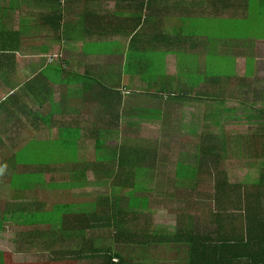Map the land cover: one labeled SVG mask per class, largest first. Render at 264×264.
I'll list each match as a JSON object with an SVG mask.
<instances>
[{"label": "crops", "instance_id": "crops-1", "mask_svg": "<svg viewBox=\"0 0 264 264\" xmlns=\"http://www.w3.org/2000/svg\"><path fill=\"white\" fill-rule=\"evenodd\" d=\"M234 3L232 10L249 9L245 0ZM228 6V0H0V203L14 207L31 201L37 188L47 186L48 177L52 180L46 165L34 168L16 159L28 148L59 143L62 153L67 151L78 163L71 172L85 175L76 179L87 181L89 172L95 175L100 169L95 167L97 139L104 137L109 146L112 138L122 135L135 98L167 101L168 115L180 106L207 121L230 118L258 125L252 133L227 127L230 135H263L264 92L259 88L264 81L256 73L254 53L240 56L223 49L228 43L223 26ZM223 56H231L234 63L229 74L222 62L216 65ZM239 57L247 59L245 68L238 64ZM239 159L264 168V155ZM38 176L35 184L29 182ZM95 179L100 186V178ZM253 179L263 181L264 171ZM227 181L228 186L242 185L229 177ZM204 182L203 177L198 185ZM172 183L178 185L176 174ZM258 196V214L264 215L263 189ZM213 198L198 196L202 205L195 213L205 218V230H197L189 216L178 224L176 234L160 236V264L169 253L174 264H188L193 233L219 240L230 233L228 217L234 208H213ZM223 210L228 212L221 214ZM8 213L15 217L14 210ZM234 213L237 220L245 217L244 212ZM239 226L237 221L230 228L238 231ZM143 236L134 241L128 237L123 244L140 253L118 256L128 264H148L138 249Z\"/></svg>", "mask_w": 264, "mask_h": 264}, {"label": "rangeland", "instance_id": "rangeland-1", "mask_svg": "<svg viewBox=\"0 0 264 264\" xmlns=\"http://www.w3.org/2000/svg\"><path fill=\"white\" fill-rule=\"evenodd\" d=\"M250 11L248 18L241 19L238 22L228 18L225 19L223 26H227L228 38H226V41L228 43L223 44V49H228L230 53L233 51L234 53L232 54L241 52L240 56L254 53L256 73H259V78L264 81V5L259 0L252 1ZM244 39L247 41H252V39L259 41H255L254 45L247 42L249 49L246 46H241L240 43H236L242 42ZM221 62L229 74L230 67L234 65L231 56H223V61H220V59L217 61L216 59L218 67L221 66ZM246 62L247 59L245 57H239L238 64L241 67L245 68ZM259 90L264 92V87H260ZM172 104L175 105L174 102ZM167 107L168 102L160 99H133L131 101L132 112L124 120L123 130L120 131L122 135L112 138L110 143H108L112 147L129 144L147 148V151H145L148 158L145 163L146 169L137 175L136 178L138 191L132 198L127 196V200H131V207L134 210L131 207H125V211L134 213L135 222L131 225L133 232L143 236V232L146 231L143 236L144 240L139 241L141 245L138 246V249L144 251L143 258L148 260V264H152V259L154 264H160V244L156 242L154 235L160 234V236L166 237L176 234L181 222L184 221L186 223L189 216L197 230L203 231L206 228L204 225L205 218L199 212L195 213L197 206L202 205L198 202V196H206L213 192L212 187L216 181L213 180L212 182L210 179H205L204 184L198 186L195 191L177 187L172 183L175 178L177 163L194 161L198 143L200 140L205 139L206 136H212L213 143L220 142L226 138L228 145L232 147L234 136L226 135L227 127L230 129L239 128L237 131L243 133L258 131V125L247 121L243 122V124L230 118L227 121H207L203 119L201 113L187 111V107L175 106L174 110L168 115L166 113L168 111L166 110ZM208 116L214 115L208 114ZM237 131L234 133L241 134ZM28 150H30L28 153L17 155L16 159L21 161L22 165L23 162L28 161L27 163L30 164L28 166L34 168L46 165L49 167L48 173L53 178L51 180L48 177V185L37 188L38 193L35 196H28L29 199H33L31 201L16 202L14 207H12V204L0 203V213L2 212L1 214L4 216L1 219L3 225L2 230H0V253L10 254L12 261L15 263L44 262L50 258V254L44 253H18L19 251L17 250L21 249V247H19V242L16 240L17 232L46 231L56 228L53 223H36L30 219L38 217V215L53 218V215L57 213L60 216L61 214H66L67 211L71 210L62 208L65 205L64 203L76 204L78 207L77 211L85 212L99 198L110 197L112 200L111 190H113V186L119 185L118 183H112L109 187L97 186V180L92 172H89L87 181L75 180L77 176L74 172H71V168L76 167L78 163L73 160V156H70L67 151L62 153L63 150L59 147V143H45L42 144V147L37 146L33 150L31 148H28ZM30 152L34 154H30ZM217 152L220 153V150ZM88 161L92 162L94 160ZM63 165H68V169L64 170ZM259 170L263 172L264 168L257 167V164L255 167L252 166L249 160L230 156L221 162L217 174L226 172L227 177L233 184H247L243 185L242 188L245 194L247 188H252V185L248 187V184H252L253 178H257ZM212 174L215 175V171H212ZM19 175L22 176L24 174L21 172ZM40 179V176H38L36 179L29 180V182L36 183ZM250 179L251 182L248 181ZM160 180L163 184L162 187ZM261 182L264 183V180ZM19 187L21 188L19 191H21L23 182L19 184ZM261 189L264 191L263 186ZM170 195H173L174 198ZM243 196L245 197V195ZM210 206L215 208L214 204H210ZM7 210H14L16 212L15 217L12 218ZM38 211L41 212L38 213ZM86 217H89V214L83 213V218L85 219ZM88 234V236L92 235L95 241L100 239L94 245L96 249H112L115 254L119 256L124 254L126 258L140 253L138 250L134 252L133 250H127L123 246V244H126L125 242L114 245V237L116 235L114 227L101 226V229L89 231ZM42 242L44 243V240ZM31 247L39 249L41 245L33 244ZM171 254H163L165 257L162 260L166 261H161V263L174 264L173 260H168L173 258ZM102 261V258H95L88 259L80 264H102Z\"/></svg>", "mask_w": 264, "mask_h": 264}, {"label": "trees", "instance_id": "trees-1", "mask_svg": "<svg viewBox=\"0 0 264 264\" xmlns=\"http://www.w3.org/2000/svg\"><path fill=\"white\" fill-rule=\"evenodd\" d=\"M245 1L247 2L245 5L249 8L248 10H232L235 0H228L229 6L227 9L230 20L238 22L241 19L248 18L252 1L255 0ZM259 1L264 5V0ZM223 11L225 10L218 12V15ZM254 40L252 39L250 44L254 45ZM247 42L251 41L244 39L242 42L236 43L249 48V44H246ZM176 97L177 100L185 98L183 96ZM226 133L230 135V132ZM231 136H234L232 147L228 145L226 138L220 142L213 143L212 136H206L205 139L200 140L198 143L194 161L177 163L175 171L177 187L195 191L203 177L212 180V182L213 180L216 181L212 187L213 192H210V195L214 197L212 204L219 207L232 206L234 210L231 211L229 215L231 217H228V221L233 226H235L237 221L241 224L238 231H236V228L231 229V225L228 226L230 233L228 232L229 234L221 240H219V237L218 239H213V237H204V235L193 233L189 239L191 248L188 264H264V215L263 213L258 214L260 207L257 204L260 200L258 192L262 186L264 187V183L253 180L252 183L255 186L251 188L250 184H248L250 188L246 187L244 194L242 188L243 185L247 184L242 183V185L232 189L234 185L228 186L226 172L217 174L221 162L227 157L257 159L260 154L263 156L264 148L262 150L259 147H264V134L253 137L234 134H231ZM105 140L104 137L97 139L100 146H98L99 154L96 157L98 161L95 167L99 166L100 169L95 170V175L100 178L99 184L101 187H109L112 183L119 184H114L116 186H113V190H111L112 200L110 197L99 198L85 212L77 211L78 207L76 204L64 203L65 205L62 208L71 210L67 211L66 214H61L60 216L57 213L53 215V218L38 215V217L30 219L36 223H53L56 228L46 231L17 232L16 240L20 243H18L19 247H21L17 251H19L18 253L50 254L49 260L44 262L15 263L12 261L10 254L0 253V264H80L88 259L95 258H102V264H128L124 258L116 255L112 249L94 248L95 243L100 239L95 241L92 235L88 236V232L101 229V226L114 227L116 229L114 245L126 242L130 236L133 241L137 239L139 233L131 230V225L135 222L134 213L126 212L125 207H131V200H127V196L132 198L138 191L136 178L137 175L146 169L145 163L148 158L145 151H147V148L129 144L109 147L105 144ZM218 150H220V153L217 152ZM212 171H215V175L212 174ZM79 175L85 176L84 174H77L79 179ZM220 178L224 179L221 180ZM248 181L251 182V179ZM170 196L174 197L173 195ZM131 209L134 210L132 207ZM227 210L221 211V214L224 211L227 213ZM234 212H244V219L237 220ZM68 213L69 215H67ZM83 213L89 214V217L84 219ZM59 216L60 219L58 220ZM23 219L25 218L23 217ZM2 225L0 220V230H2ZM240 227H242V232ZM154 237L157 240H155L156 242L160 241V234H156ZM43 240L44 243L42 242ZM33 244H40L41 247L39 249L33 248L31 247Z\"/></svg>", "mask_w": 264, "mask_h": 264}, {"label": "built area", "instance_id": "built-area-1", "mask_svg": "<svg viewBox=\"0 0 264 264\" xmlns=\"http://www.w3.org/2000/svg\"><path fill=\"white\" fill-rule=\"evenodd\" d=\"M56 57H58V55L51 57L50 58V63H52Z\"/></svg>", "mask_w": 264, "mask_h": 264}]
</instances>
